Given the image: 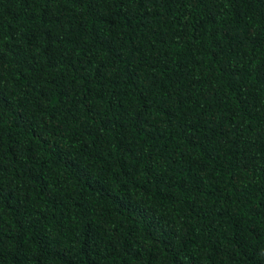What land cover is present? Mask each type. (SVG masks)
Instances as JSON below:
<instances>
[{
	"label": "trees",
	"instance_id": "16d2710c",
	"mask_svg": "<svg viewBox=\"0 0 264 264\" xmlns=\"http://www.w3.org/2000/svg\"><path fill=\"white\" fill-rule=\"evenodd\" d=\"M0 264H264V0H0Z\"/></svg>",
	"mask_w": 264,
	"mask_h": 264
}]
</instances>
